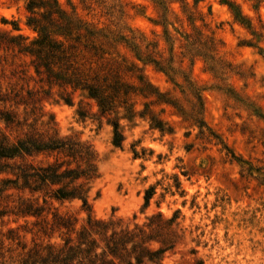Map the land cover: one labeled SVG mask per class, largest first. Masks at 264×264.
<instances>
[{"label":"rangeland","instance_id":"obj_1","mask_svg":"<svg viewBox=\"0 0 264 264\" xmlns=\"http://www.w3.org/2000/svg\"><path fill=\"white\" fill-rule=\"evenodd\" d=\"M56 1L66 14L103 30L110 38L122 37L142 51L150 45L152 58L172 69L176 86L152 65L138 66L147 81L169 92L188 116L199 107L193 90L201 94V128L165 108L159 117L172 128L173 135L162 138L149 131L144 121H136L134 126L123 122L122 149L112 146L111 128L106 124H82L76 119L75 108L69 106L46 101L37 105L42 110L29 114L28 124L39 119L36 126L44 129L40 123L49 121L52 114L62 135L79 134L98 152L101 178L92 191V198L99 193L92 201L93 214L129 220L136 215V222L141 223L147 215L161 212L170 217L179 210L182 225L192 231V238L204 236L199 245L188 238L164 264L182 263V255L191 260L187 254L191 249L204 264H264V0ZM24 5L22 0H0V32L21 35L28 42L36 34L26 26ZM163 9L169 44L156 25ZM106 12L110 15L105 16ZM236 12L239 20L234 17ZM105 48L119 60H133L124 44ZM30 61L0 45L2 96L12 99L39 91ZM9 106V102L0 103V108ZM153 110L160 112L159 108ZM0 130L5 132L1 122ZM134 144L140 156L145 150L144 157H133ZM150 187L155 195L141 212L144 191ZM61 211L80 219L86 216L77 203L64 204ZM31 222L12 216L0 219V264H17L21 245L32 246L33 236L27 232Z\"/></svg>","mask_w":264,"mask_h":264},{"label":"trees","instance_id":"obj_2","mask_svg":"<svg viewBox=\"0 0 264 264\" xmlns=\"http://www.w3.org/2000/svg\"><path fill=\"white\" fill-rule=\"evenodd\" d=\"M22 1L28 14L26 26L36 37L27 42L21 35L0 32V45L31 59L30 66L40 85L39 91H27L26 97L15 95L10 99L0 94V103H10L8 108H0V122L6 132L0 130V219L12 216L25 222L32 220V228L27 230L33 236L32 246L21 245L17 264H164L188 238L199 245L204 234L192 238V231L182 225L179 210L170 217L161 212L147 215L141 223L136 222V215L131 220L114 214L97 218L92 201L99 193L92 198V191L101 173L100 157L93 145L76 133L62 135L52 114L49 121L40 123L44 129L37 128L39 119L30 124L27 121L29 114L42 110L37 105L44 101L69 106L75 108L78 122L109 126L112 146L122 149L123 122L134 126L136 121H144L149 131L158 132L162 138L173 135L172 128L159 117L165 108L173 109L183 121L190 120L192 126L201 128L200 92L193 90L199 107L193 108V114L188 116L169 92L151 85L138 66L137 63L152 65L176 86L172 69L152 58L150 45L144 47L149 52L146 53L122 37L110 38L103 30L66 14L56 0ZM222 3L233 11L229 3ZM165 12L166 9L161 11L156 25L162 28L164 42L169 44ZM234 17L239 20L238 12ZM184 39L187 41L188 37ZM118 44L130 50L131 62L119 60L105 48ZM168 52L171 56V45ZM167 62L171 64V58ZM184 78L185 84L192 88L188 78ZM153 108H159L160 112L155 113ZM144 152L140 156L136 145H132L135 159L144 157ZM175 188H180L178 179ZM154 195L153 187L144 191L141 212L149 207ZM180 195L183 197L184 192ZM74 203L79 204L85 218L61 211L64 204ZM187 254L193 258L185 259L186 255H182V263L178 264H204L196 258V250Z\"/></svg>","mask_w":264,"mask_h":264}]
</instances>
